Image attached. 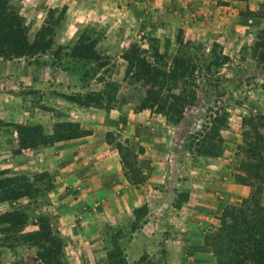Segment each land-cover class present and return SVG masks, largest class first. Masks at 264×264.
<instances>
[{
	"label": "rangeland",
	"instance_id": "rangeland-1",
	"mask_svg": "<svg viewBox=\"0 0 264 264\" xmlns=\"http://www.w3.org/2000/svg\"><path fill=\"white\" fill-rule=\"evenodd\" d=\"M12 2L28 25L30 41L49 9L57 10L54 20L60 10L64 13L54 28L50 50L21 58L0 57V181L24 177L32 186L30 194L12 199L6 198L0 183V264H45L46 245L32 236L43 218L64 244L61 264H211L208 253L180 247L182 233L190 232L194 241L196 233L179 220L194 216L185 207L197 190V185L183 179L192 178L194 183L204 172L218 176L207 190L223 195L224 207L218 215L203 209L195 217L207 248L208 235L227 231L221 220L230 207L241 208L247 202L264 208L263 179L243 182L253 167L247 157L253 153L249 143L256 140L255 131L264 134V123L251 121L256 115L264 116V62L257 59L254 48L264 29V0H207L205 5L202 0H144L138 5H117V10L110 9L106 0H67L46 13L43 0ZM79 37L96 39V63L71 54ZM132 45L147 50L144 57L160 69H175V75L183 70L178 65L181 60L191 66L182 81L171 82L163 92L167 97L180 95L174 106L183 110L180 120L175 114L168 119L156 107L139 110L148 92L158 88L127 74L129 63L123 53ZM154 48L160 58L152 57ZM215 55L228 60L221 64ZM45 79L50 84L43 88ZM91 92L103 93V104L80 106L77 102ZM181 93L190 98L181 100ZM223 113L227 123L219 138L214 137L211 122ZM105 120L114 125L104 136L102 129L97 130L94 148L96 153H116L112 164L114 168L119 164L102 177L108 186L105 191L60 187L55 173L43 165V153H53L56 142L20 146V126L40 125L39 139L51 137L58 125L74 124V134L81 138ZM209 148L215 152L219 148L221 155L209 157ZM87 150L83 144L75 151ZM140 153H163L158 186L145 189V170L151 168L152 157L142 161ZM217 158L221 159L215 162ZM213 163L222 167L215 172L219 166ZM225 174L233 182L221 188L218 180ZM141 183L144 194L135 199L129 188L139 189ZM236 186L248 190L243 193ZM113 195L135 200L139 206L131 211V205L115 207ZM205 204L211 209V201ZM142 205L146 214L134 215L133 210ZM15 212L24 214L22 224L6 220ZM84 212L87 219L81 218ZM169 235L174 241L170 252L164 248ZM138 241L141 245L136 248ZM223 263L230 262L225 257Z\"/></svg>",
	"mask_w": 264,
	"mask_h": 264
},
{
	"label": "trees",
	"instance_id": "trees-1",
	"mask_svg": "<svg viewBox=\"0 0 264 264\" xmlns=\"http://www.w3.org/2000/svg\"><path fill=\"white\" fill-rule=\"evenodd\" d=\"M13 0H0V57L6 58H21L25 56H33L40 53H45L50 50L53 45L54 28L58 25L64 10H60L59 16L54 20L56 9H49L45 22L37 30L35 37L30 41L28 38V25L24 17L19 13V9L13 4ZM264 6V3L262 4ZM179 45H182L180 42ZM96 39L86 37L78 38L74 45L71 47V54L78 57L80 60L86 62L96 63L99 59L98 53L95 51ZM186 45V43H184ZM255 53L257 51V59L264 62V29L261 31L257 42L255 43ZM147 50L141 49L136 45H132L123 53V59L129 63L127 74L134 76L138 81L149 82L158 88V91L148 92V96L143 98L139 110H144L147 107H156L158 112H165V116L172 120V115L175 114L176 120L182 117V109H174L178 104V96L171 95L165 96L163 92L171 82L182 81L185 71L190 70L191 66L186 64L185 61L178 62V65H183V70L175 75L176 70L170 71L162 70L157 65L147 61L144 54ZM154 58H160L161 55L156 48L153 49ZM184 60V59H183ZM215 60L225 64L228 60L227 57L215 55ZM177 60H174L175 65ZM133 69V70H132ZM192 70L193 67H192ZM133 72V73H131ZM146 92V93H147ZM103 93L91 92L77 102L80 106L90 107L92 105L100 107L103 104L101 99ZM172 98V102L170 101ZM181 100H187V97H182ZM257 120L259 125L263 126L264 116L256 115L251 118V121ZM227 123L226 113L221 114L219 117L215 116L211 122L210 131L214 137L219 138L220 129ZM252 125H254L252 123ZM58 125L54 128L51 137H39V130H42L40 125L37 126H20L19 132L21 135L20 146L29 148L37 144H48L52 141L58 142L62 140L75 139L77 136L74 134L76 126L73 124ZM67 126H70L68 130ZM88 135V134H87ZM256 140L247 157L249 161L253 162V167L247 171V178L244 183H251V180L257 181L263 179L264 181V134L255 131ZM209 148L206 153H210L209 157H219L221 155L220 149ZM1 188L6 198L17 199L20 196H26L31 192V184L24 177L9 178L0 181ZM249 185V184H248ZM187 199H185L186 201ZM179 209L180 206L176 205ZM147 207L142 205L133 210L134 215L146 214ZM9 221L13 224H22L24 222V214L20 212L10 213L6 215ZM227 231L221 233L210 234L205 238L206 245L211 249L215 258V264H264V208H258L245 202L244 207H230L228 214H224L221 220ZM230 223V226L228 227ZM38 241L46 245V252L42 256L43 263L45 264H61L63 256L64 244L60 237L51 231L47 219L43 218L38 225V230L32 234ZM227 238V240H225ZM223 248L227 250L224 253ZM111 256V254L109 255ZM225 257L230 263H223Z\"/></svg>",
	"mask_w": 264,
	"mask_h": 264
},
{
	"label": "crops",
	"instance_id": "crops-1",
	"mask_svg": "<svg viewBox=\"0 0 264 264\" xmlns=\"http://www.w3.org/2000/svg\"><path fill=\"white\" fill-rule=\"evenodd\" d=\"M80 0H75V2ZM108 3V7L110 9L117 10V5H123L127 2H129L132 5H138V3L143 2L144 0H106ZM207 0H202V5L206 4ZM45 6H43V13L47 12L49 8H54L55 6L62 5L67 2V0H43ZM47 6V7H46ZM140 7V6H137ZM205 8V7H204ZM230 9H235L233 5H230ZM201 13H203L201 11ZM49 82L45 79L43 80V88L46 86H49ZM51 84L55 86L54 80L51 81ZM83 110L91 111L92 108H84ZM134 122V121H132ZM131 122V124H132ZM96 125V124H95ZM114 123L110 122L109 120L103 121L102 125H96V127L92 128L93 133L89 134L86 137L81 138H75V139H69V140H62L55 143V149L52 150L53 153H43V165L44 169L47 170L50 173H55L56 180L59 182V186L62 187V185L67 186H73L74 189H77L81 192L93 190V189H101L103 191L108 189V186H105L104 183L105 180H101L102 177L106 174H111V172L114 169H117L119 167V164L117 167L114 168L115 164L113 165V161L115 159L116 153H96L95 151V136H99L97 133V130L102 129V135L104 136L107 130H111ZM132 126V125H131ZM83 144L87 145V147L90 149L86 151V153H76L75 150L77 148H81ZM105 144V143H104ZM92 149V150H91ZM79 150V149H78ZM95 151V152H94ZM163 153H140L138 154L139 157H141V160H146L147 157H152L151 162V168H147L145 171L147 172V180L145 181L146 188H150V186H158L157 184L160 182L161 176V170L163 171V165L164 162L159 158L160 155ZM159 158V159H158ZM221 158H217L215 162H218ZM165 164H167L165 159ZM216 166H219L218 168H215V172H217L222 166L218 165V163H213ZM43 169V170H44ZM204 177H203V176ZM201 175L199 179L196 178L195 182L192 183V178H188V180L183 179L185 183L188 184H195L197 185V190L195 193L191 192V198L189 200V203L187 205H190L189 207H185L190 209L194 212V216L190 217L191 215H185L186 219L182 221L185 217L181 218L180 221L183 224H187V227L194 228L195 233V241L192 239V234L188 231H185L180 235L181 240V248H191L192 250L200 249V251L206 252L211 256V264H215V258L212 256L211 249L207 248L203 245L204 240L202 239V236L204 234V231L202 229L198 228L197 221L195 220L199 218V212L203 209L206 210L205 212L209 214L208 212H211V214L218 215L220 210L224 207V196L221 194H214V192H209L207 190V187L213 185L214 181H217L218 176L207 174L204 172ZM223 176L222 179H219V186L221 188H228L232 185L233 180L232 177ZM158 176V178L156 177ZM125 187L128 189L127 182L125 181ZM140 188L137 189V186L130 187L128 194L132 195L135 199H138L140 196L144 194V189L142 188V183L139 185ZM241 190V192H247V188L238 187ZM58 188V187H57ZM122 190L123 187L121 188ZM128 191V190H125ZM110 198V197H109ZM211 201V209L205 204L206 202ZM144 201H141V203ZM153 205H155V201L151 200ZM80 204H82V201H79ZM111 204H113L115 207L118 208H127L128 205H131L130 211L139 206L138 203L135 202V200H129L127 198H116V196L113 195V200L111 201ZM159 205V204H157ZM156 205V206H157ZM185 211H187L185 209ZM180 212V211H178ZM215 213V214H214ZM94 216H97L96 214H93ZM87 219L88 213L84 212L81 215V218ZM218 218V216H216ZM192 229V230H194ZM200 234V235H199ZM173 237V235H169V237ZM171 237L167 239L165 247L168 252H170L171 247L173 248L174 241L171 240ZM191 238V240H190ZM136 240V238H134ZM141 245V241H138L136 244V248Z\"/></svg>",
	"mask_w": 264,
	"mask_h": 264
}]
</instances>
